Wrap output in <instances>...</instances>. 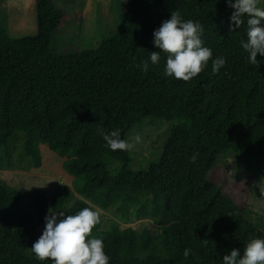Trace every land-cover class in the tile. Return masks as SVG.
Listing matches in <instances>:
<instances>
[{
    "label": "trees",
    "instance_id": "16d2710c",
    "mask_svg": "<svg viewBox=\"0 0 264 264\" xmlns=\"http://www.w3.org/2000/svg\"><path fill=\"white\" fill-rule=\"evenodd\" d=\"M35 8L34 38L0 32V171L31 174L47 150L64 159L73 188L37 191L23 205L24 194L0 182V264H51L31 251L50 207L97 211L91 234L102 239L109 264H221L231 249L242 252L264 236L247 205L252 182H264V57L247 62L246 22L230 29L225 0H133L115 35L95 50L66 53L57 44L66 21L57 0H35ZM172 10L201 23L203 45L226 61L217 73L210 59L189 81L165 76L164 52L142 69L159 51L153 30ZM153 118L176 126L161 158L133 171L130 149L110 150L102 133L119 130L127 143L135 126ZM229 158L243 163L248 180L231 179ZM71 193L81 199L70 206ZM94 206L155 219L158 233L103 231Z\"/></svg>",
    "mask_w": 264,
    "mask_h": 264
},
{
    "label": "rangeland",
    "instance_id": "374dc122",
    "mask_svg": "<svg viewBox=\"0 0 264 264\" xmlns=\"http://www.w3.org/2000/svg\"><path fill=\"white\" fill-rule=\"evenodd\" d=\"M133 0H57V5L66 20L62 31L56 36L61 53L71 50H95L101 42L111 38L117 32L126 9ZM259 7L264 6L260 0ZM81 16V18H80ZM80 18V19H79ZM0 32L12 40L34 38L37 35V13L35 0H0ZM176 122L160 119H147L135 126L127 135V143L132 145L129 161L133 171H146L151 163L157 162L163 153L165 142ZM137 137L139 140H137ZM18 138L16 145L21 146ZM19 152V150H17ZM43 164L31 174L0 171V182L22 192L26 204L35 192H53L58 185L73 188L74 178L63 168L64 159L42 151ZM230 177L233 181H245L249 175L242 162L229 158L226 160ZM251 194L247 199L250 219L256 224L264 225V182L253 181ZM81 199L71 193L69 205ZM103 220L102 230L107 231L116 225L120 229H133L140 232L143 229L158 233V222L155 219L121 218L115 210H103L94 206Z\"/></svg>",
    "mask_w": 264,
    "mask_h": 264
},
{
    "label": "clouds",
    "instance_id": "9594fccd",
    "mask_svg": "<svg viewBox=\"0 0 264 264\" xmlns=\"http://www.w3.org/2000/svg\"><path fill=\"white\" fill-rule=\"evenodd\" d=\"M260 0H225L233 9L229 17L230 29H237L246 22V39L240 46L247 53L249 64L257 63V54L264 57V8L257 6ZM246 17V21L242 20ZM203 26L199 21L185 20L178 10H172L170 17L153 30V45L159 51H152L148 62L142 64L147 71L149 63L160 61V52L166 53L164 75L189 81L204 70L211 59V70L217 73L225 64L223 56L213 58L212 50L203 45ZM106 146L112 150H127L132 145L121 139L119 130L102 133ZM137 140L139 138L137 137ZM193 153L190 161L194 162ZM100 223L97 211L84 207L75 214L66 215L64 209L50 207L44 216L42 234L31 245V251L38 261L48 259L51 264H109L110 257L104 250L102 239L94 237L92 229ZM202 243L207 244L203 240ZM185 249L184 256H188ZM221 264H264V236L250 239L241 252L233 248L223 255Z\"/></svg>",
    "mask_w": 264,
    "mask_h": 264
}]
</instances>
